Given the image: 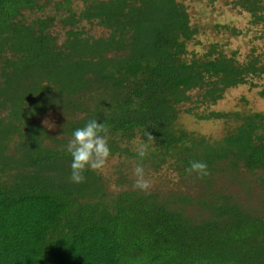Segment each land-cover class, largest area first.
<instances>
[{
  "label": "trees",
  "instance_id": "trees-1",
  "mask_svg": "<svg viewBox=\"0 0 264 264\" xmlns=\"http://www.w3.org/2000/svg\"><path fill=\"white\" fill-rule=\"evenodd\" d=\"M185 1L0 0V264H264V111L210 110L264 76V53L190 50ZM227 2L264 23V0ZM188 115L225 126L204 134ZM91 119L122 160L74 183L67 144ZM128 160L170 164L184 187L141 191ZM192 160L210 174H188Z\"/></svg>",
  "mask_w": 264,
  "mask_h": 264
},
{
  "label": "rangeland",
  "instance_id": "rangeland-1",
  "mask_svg": "<svg viewBox=\"0 0 264 264\" xmlns=\"http://www.w3.org/2000/svg\"><path fill=\"white\" fill-rule=\"evenodd\" d=\"M185 4L188 7L192 22L198 25L199 32L196 40L201 42V45L198 46L195 45L196 40L191 42L189 45L190 50L201 51L204 45L217 42L227 53L238 52V57L241 60L253 48H257L264 53V23L253 25L251 23V15L234 8L231 2L228 3L227 0H186ZM233 28L237 29L239 33L233 32ZM263 89L264 76L249 80L247 84L229 88L225 92L223 99L212 105L210 110L234 111L247 106L253 110L264 111V98L260 95ZM189 106H195V104L182 106L181 110L183 111ZM204 109V107L201 108L199 106L195 111L200 112ZM55 119L56 117L53 114H48L42 117L40 122L48 129L58 132ZM182 122L186 124L188 129L198 130L204 134L220 133L225 126L222 120H198L193 115L185 116ZM120 160L122 159L119 157H109L101 171L106 176H117L115 168ZM130 164H132L131 169L125 173L130 174V178L135 183L136 177L133 169L137 164L134 161L132 162V160L126 161V165ZM167 166L159 171H154L152 168H144L146 178L152 181L150 189L165 192L184 187L177 170L170 164ZM124 187L127 188L128 184L124 185ZM116 188L117 190L120 189L117 186Z\"/></svg>",
  "mask_w": 264,
  "mask_h": 264
},
{
  "label": "clouds",
  "instance_id": "clouds-1",
  "mask_svg": "<svg viewBox=\"0 0 264 264\" xmlns=\"http://www.w3.org/2000/svg\"><path fill=\"white\" fill-rule=\"evenodd\" d=\"M109 127L104 123H98L97 119H91L72 133V138L67 144V152L72 157L70 181L82 183L86 179L84 172L87 169L93 171L102 170L110 156ZM147 140L136 145L135 151L143 160L149 154V141H154L150 133L146 131ZM188 174L196 173L200 178L209 175L208 165L200 160H192L185 169ZM136 177L134 187L147 192L152 187V181L145 176V169L137 165L133 169Z\"/></svg>",
  "mask_w": 264,
  "mask_h": 264
}]
</instances>
